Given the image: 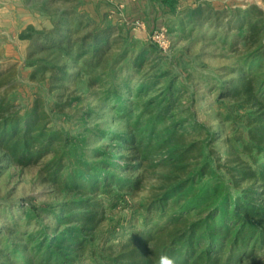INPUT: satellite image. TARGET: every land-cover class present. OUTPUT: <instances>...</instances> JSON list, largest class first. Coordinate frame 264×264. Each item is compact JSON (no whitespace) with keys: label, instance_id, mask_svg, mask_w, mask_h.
Instances as JSON below:
<instances>
[{"label":"trees","instance_id":"obj_1","mask_svg":"<svg viewBox=\"0 0 264 264\" xmlns=\"http://www.w3.org/2000/svg\"><path fill=\"white\" fill-rule=\"evenodd\" d=\"M158 1L183 30L209 12L210 30L237 59L226 69L232 76L217 84L220 109L230 100L233 112H242L225 113L240 125L223 141L227 154L212 161L194 139L207 126L192 104L182 103L188 86L161 64L146 69L148 58L160 54L155 42L132 52L139 41L129 27L96 19L87 27L85 12L71 25L61 18L47 28L28 26L21 36L28 41L29 79L53 90L73 75H89L125 128L79 123L83 133H74L57 125L53 112L64 113L71 99L57 95L50 108L36 90L20 100L19 69L0 68V162L38 164L43 182L64 197L26 212L21 205L16 213L0 207V264H156L161 254L179 264H264V8ZM87 132L110 142L90 147ZM151 178L141 221L106 224L125 195Z\"/></svg>","mask_w":264,"mask_h":264},{"label":"rangeland","instance_id":"obj_2","mask_svg":"<svg viewBox=\"0 0 264 264\" xmlns=\"http://www.w3.org/2000/svg\"><path fill=\"white\" fill-rule=\"evenodd\" d=\"M180 1L185 3L197 1L205 7H248L256 3L264 8V0ZM24 4L33 14L31 26L39 29L51 27L54 21L61 20V18L63 24L69 21V25H71V20L79 19L81 12L86 13L83 22L87 27L95 22L94 19L103 23L119 22L124 24L131 29L133 36L139 41L132 52H138L141 46L151 43L152 29L166 27L168 29V45L165 49L160 48L162 51H159L158 56L148 58L146 69L161 64L162 70H171L172 75L178 76L179 85L185 83L188 86L189 93L183 98L182 103L186 106L192 104L198 119L207 126V131L198 134L194 139L203 142L205 157H209L212 161L218 159L220 155L224 157L227 154V147L223 141L226 136L232 135L236 131V127H240V125L237 118L227 120L225 113L230 110L237 117L242 112H233L230 100H226V105L220 109L216 102L220 91L217 84L232 76L226 69L236 65L237 59L231 53L229 44L215 37L216 34L210 30L209 15L211 14L209 12H205L194 28L190 26L183 30L175 25L178 19L176 20L174 16L166 12L158 0H141L140 4H135L136 7L131 5L128 11L126 5L119 0H106V2L103 0H24ZM156 6L159 7V13L161 10L159 15H154ZM65 9L75 12V14L67 15L64 18L60 12ZM174 20L176 21L173 22ZM137 21L141 24L144 23L145 26H138ZM173 23L175 24L172 25ZM8 36L14 40L12 32ZM22 43L19 41L17 45L13 42L16 47L7 51L4 39L0 38V68L16 66L19 69L16 93H20V100L33 98V93L36 90H40L48 97L50 108L54 107L56 99H58L57 95H64V99L70 98L71 103L65 108L64 113L53 112L52 115L55 124L63 125L74 133H83L84 128H80V130L77 128L79 123H83L88 128L99 127L109 132H119L125 128V121L113 110L112 103L105 99L103 86L90 84L89 75L78 77L73 75L66 78L53 90H49L44 81L32 82L28 77L31 70L27 66L28 45L26 47ZM16 51H18V57L9 56L10 53H16ZM77 66L71 67L72 74L78 72ZM123 73L126 75L127 71L124 70ZM130 81L136 83L137 79L132 78ZM220 113L225 115H220ZM85 134L90 137V147L110 142L109 139L95 137L88 132ZM213 135L216 136L214 141L211 140ZM0 167V207L11 206L10 210L6 211L16 213L21 205L20 211L26 212L31 207L56 204L64 199L61 194L53 191L49 183L43 182L38 164L21 167L10 163L3 165V162H0ZM154 183V178H151L144 182L141 190L126 194V202L120 203L116 210L109 214L106 224L126 222L132 217L138 224L142 219L141 205L148 200ZM0 223H3L2 220ZM20 223L24 225L25 222L21 221ZM44 223L51 224L52 220L45 218ZM37 227V222L30 225L33 230Z\"/></svg>","mask_w":264,"mask_h":264},{"label":"crops","instance_id":"obj_3","mask_svg":"<svg viewBox=\"0 0 264 264\" xmlns=\"http://www.w3.org/2000/svg\"><path fill=\"white\" fill-rule=\"evenodd\" d=\"M106 2V0H103ZM126 5L127 11L130 10L131 5L140 4L141 0H119ZM87 5V4H86ZM163 7V6H162ZM159 7L156 6L154 15L161 14L158 12ZM97 14V13H95ZM33 14L29 11L28 7L24 4V0H0V38L4 39L6 50L9 51L15 48L17 44L23 42L27 47L28 41L21 37L22 32L33 24ZM148 21V25H149ZM153 30V29H152ZM12 32L14 40L8 35ZM7 34V35H6ZM13 42L15 44H13ZM18 51L16 53H10L9 56L15 58L18 57Z\"/></svg>","mask_w":264,"mask_h":264},{"label":"built area","instance_id":"obj_4","mask_svg":"<svg viewBox=\"0 0 264 264\" xmlns=\"http://www.w3.org/2000/svg\"><path fill=\"white\" fill-rule=\"evenodd\" d=\"M138 26H145V24H141L139 21L136 22ZM168 29L166 27H158L151 31L150 37L153 42H155L161 49H165L168 45Z\"/></svg>","mask_w":264,"mask_h":264},{"label":"clouds","instance_id":"obj_5","mask_svg":"<svg viewBox=\"0 0 264 264\" xmlns=\"http://www.w3.org/2000/svg\"><path fill=\"white\" fill-rule=\"evenodd\" d=\"M156 264H179V260L175 256H171L168 254H161L156 259Z\"/></svg>","mask_w":264,"mask_h":264}]
</instances>
